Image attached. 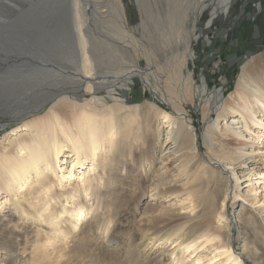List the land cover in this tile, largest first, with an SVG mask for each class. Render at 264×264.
Returning <instances> with one entry per match:
<instances>
[{"label": "bare ground", "instance_id": "bare-ground-1", "mask_svg": "<svg viewBox=\"0 0 264 264\" xmlns=\"http://www.w3.org/2000/svg\"><path fill=\"white\" fill-rule=\"evenodd\" d=\"M110 2L115 13L114 19L108 20ZM224 2L226 10L230 0ZM171 3L160 23H153L146 19L138 1L141 19L132 27L117 0H70L74 50L66 59L71 65L53 62L50 54L30 48L18 54L8 49L11 46L0 47V116L8 119L1 128L15 123L23 128L18 137L0 142V204L12 205L9 213H0V264H185L184 251L191 249L189 255L204 244L211 247L218 239L208 233L203 219L224 218L233 199L230 184L234 186L238 180L237 170H248L250 176L254 170L250 167L257 164L247 162L255 158L253 150L242 154L241 148L226 149L223 144L233 145V136H250L254 132L251 124L260 128L258 137L264 136V45L240 66L232 100L220 103L225 86L210 90L204 76L196 80L188 68L198 39V20L193 19L197 6L192 10L179 0ZM97 8L100 10L94 12ZM89 11L99 25L110 22L115 48L138 44L135 31H142L148 39L142 58L152 67L141 69L136 58L129 59L134 53L131 48L132 53L116 49L119 64H109L113 54L101 53L102 40L89 32ZM214 15L205 27L222 20ZM149 22L153 31L147 35ZM119 82L142 84L152 100H138L140 95L130 99L122 91L117 94L122 86ZM194 92L204 101L203 118L214 110L225 120L223 130L229 133L217 148L212 136L216 122L206 126L201 139L208 163L198 153L190 114L177 101L191 100ZM159 104L169 106L174 117L160 111ZM158 115L169 128L160 126ZM230 126L235 130H229ZM63 154L65 159H61ZM169 160L171 168L165 165ZM83 167V172H75ZM96 168L98 188L88 182ZM204 175L205 184L201 180ZM76 176L78 188L66 195L55 193V188H65ZM88 191L96 195L94 204L88 203ZM181 193L183 202L192 203L189 212L181 214L186 207L175 203L163 205L165 199ZM143 196L149 198L140 212L144 221L137 220L135 227H129L126 212L132 209L136 213ZM47 198L50 202L44 203ZM61 200L66 201L63 204ZM74 201V206H67ZM199 205L202 209L195 211ZM242 207L240 203L235 217L243 248L260 251L264 229L252 210L248 208L249 215H245ZM19 220L23 221L21 227ZM29 220L50 224L52 235L41 238ZM222 239L216 253L223 256L222 263L244 264L231 249L229 229ZM62 243L67 247L62 249ZM155 243L158 248H153ZM48 246L52 250L46 254Z\"/></svg>", "mask_w": 264, "mask_h": 264}, {"label": "rangeland", "instance_id": "rangeland-1", "mask_svg": "<svg viewBox=\"0 0 264 264\" xmlns=\"http://www.w3.org/2000/svg\"><path fill=\"white\" fill-rule=\"evenodd\" d=\"M117 1L121 5L123 17L126 19L127 24L134 27L141 19L137 8L138 1L145 11L146 19L153 21V23H160L166 12L171 9V2L173 0ZM179 1L191 5L192 10L197 6L193 19L198 20L196 21L195 28V33L198 36V39L197 42L193 44L194 57L188 62V68L193 71L196 80H200L201 77L204 76L210 90L225 86V91L222 93L220 103L232 100L240 66L248 58L255 56L264 45V0H230L229 6L226 10L224 0ZM105 3L107 4V1ZM109 7L110 16L107 17L108 20L114 19V5L112 2L109 3ZM99 10L100 8H97L94 12H98ZM213 15L215 19L222 20L212 27L211 25L205 27L207 19H211ZM73 17L74 8L73 5L70 4V0H0V36L4 34L1 36L3 38L1 42L4 44H0V47L4 45L7 47L11 46L8 47V49L12 48L13 52L18 54L22 53V51L24 52V49L30 48L31 51L44 52V55L50 54V56L55 59H52L53 62L58 61L57 63L60 64L66 63L71 65L72 63H69L66 58L73 55L72 53L74 50L72 42L74 32L72 25ZM86 17L90 24L89 32L102 40V43H100L98 47L100 52L106 53L109 51L113 54V60H109V64H119L115 58L117 53L116 49L125 53H132L129 50L131 48L134 53L130 55L129 59L136 58L138 66L141 69L152 67L151 65L148 66L142 58V54H144L148 45V39L145 38L142 31H135V38H137L136 40L138 44L133 43V47L127 45L126 47L128 49L121 47L115 48V45L110 40L111 35H113V31L108 29L109 27L112 28L110 22L105 23L103 26L99 25L98 22L94 21L97 17H95L91 11L88 12ZM145 27L147 35L152 34L153 25L149 22V27L147 24ZM15 34L16 36L18 35V40L16 39L17 37ZM9 39L12 40L10 41ZM141 42L142 44H140ZM66 53H69V55H66ZM136 54L137 57L135 56ZM44 57L42 60H47ZM45 62L46 61H43L42 63L45 64ZM47 62L49 64V61ZM124 63L128 62L125 61ZM119 84L122 85L117 91V94L119 95H122L120 92L122 91L127 93V96L130 99H137L138 95H140V99L138 100H152L150 91L147 88L144 89L142 84L138 85L135 82L128 84L119 82ZM79 101H81V99ZM177 101L180 102L182 107L189 112L194 128L197 132L198 153L202 156L203 160L208 163V158H206L205 154L207 153V150L201 139L203 131L209 123L216 122V126L212 130V136L215 139L214 145L218 148L220 145L219 143L223 142L224 139H227V135H229L228 132L225 133L223 130L225 128V120L221 117L218 118L217 113L214 110H211L210 117L204 119V101L201 100L196 92L193 93L191 100H181V102L180 99H178ZM50 105L51 102L47 103L45 106L46 109ZM159 107H161L159 109L160 111L165 110L171 114V117L173 116L172 110L169 106L159 104ZM237 117L238 116L235 118ZM157 118L158 121L161 122L160 126L170 127V125L165 122L166 120L162 119L161 115H158ZM262 118L264 119V115L261 117V120ZM4 121L8 122L7 117L0 116V142L6 143L8 138L18 137V135L21 134L20 130L23 128L20 126L21 123H15L1 128V125L5 123ZM162 122L165 123L162 124ZM251 126L253 127L252 129H254V132H251L250 136H246L245 138L233 136L235 141L233 145H223L226 149H233V147L241 148L242 154H247L253 150V156H255V158L253 161L249 160L247 162H255L257 164L250 167L254 168V170L250 172V176L248 170H245L244 172H239L242 169L237 170L238 173L235 175L238 180L234 183V186H231L233 185L232 183L230 184V191H233V194L230 193V197L233 199L230 200L226 212H224V218L218 220L216 217H207L203 219L206 222V230L208 233L215 236L217 235L218 239L211 243V247L209 244H204L203 247L197 248L189 255L188 251L191 249L184 251L183 255L186 257L185 264H223V256L216 255V253L219 251V241L223 240L224 231H227L228 229L230 230V239L232 242L231 249L235 255H239L243 261H245L244 264H264V244H260V251H253L251 248L249 251H246L243 248V238L238 229L240 223H238L235 217L240 209V203H242V209L244 210L245 215H249L248 208L251 209L255 217H258L260 220L262 228L264 229V164H262L264 163V136L258 137V135H260L258 133L260 132V128H258L257 125L251 124ZM233 128L236 127H228L231 131L235 130ZM12 130L15 131L12 132ZM237 130L243 129L237 127ZM5 136H7L6 139L4 138ZM248 137L249 140H247ZM251 137H253V139H251ZM64 156L65 154H63V158L61 157V159H65ZM165 165L166 167H172L170 160L165 162ZM62 167L65 168L66 165L64 164ZM79 169H81V172L85 170V168H78L75 172L78 173ZM98 170L99 168H96L95 173L89 176L88 182L92 187L98 188L97 184L99 182L95 178V174ZM86 175L87 174H85V177ZM206 178V175L202 177L201 180L203 184H205ZM79 180L77 179V176L74 177L70 182L64 184L65 188H55V193H58L57 195H59L60 192H65L64 194L66 195V192H69L72 188H78L77 185H79ZM101 183L102 180L100 181V184ZM128 183L131 184V181ZM143 186H141L140 189L143 188ZM89 192L90 191L87 192L89 195L87 196L88 203L94 204L96 195H90ZM53 195H51V197H53ZM30 198H32V194L29 196V199ZM76 198L78 199V194L74 196V199ZM183 198H185L183 193L178 194L177 196H171L164 200L163 205L170 206L175 203L178 207L184 206L186 208H183L180 212L181 214H186L190 210L188 206L192 205V203L188 201L183 202ZM146 200H149V198L143 196L136 213H134L132 209H129L126 212V219L129 227H135L138 223L137 220L142 219L140 212L142 211V203ZM2 201L3 199L0 198V202ZM64 201L66 200H61V203L64 204ZM79 201H81L80 198ZM47 202H50L49 198L44 201V203ZM76 203V201L73 203L69 202L67 206H74ZM23 205L27 206L26 202H23ZM55 205L56 208H58L60 202L58 201ZM11 206L12 205L8 202L6 206L0 204V213H9ZM201 207L202 206L199 205L195 211L202 209ZM142 221L144 220L142 219ZM28 223H32L31 229L33 232H37L41 238H46L47 236L52 235V226L50 224L47 225L43 223L40 225L38 220H29ZM18 225L21 227L23 221L19 220ZM171 238L174 239L175 237L172 236ZM157 245L158 243H155L153 248ZM61 246L62 249L67 247L64 243H62ZM51 250L52 246H48L44 251L48 254ZM198 255L200 256V260H197ZM51 258L52 257H50V259Z\"/></svg>", "mask_w": 264, "mask_h": 264}]
</instances>
